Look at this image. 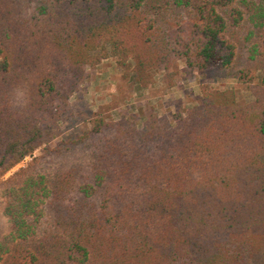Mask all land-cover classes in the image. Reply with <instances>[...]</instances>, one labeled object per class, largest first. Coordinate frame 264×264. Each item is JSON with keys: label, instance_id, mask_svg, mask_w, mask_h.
<instances>
[{"label": "trees", "instance_id": "16d2710c", "mask_svg": "<svg viewBox=\"0 0 264 264\" xmlns=\"http://www.w3.org/2000/svg\"><path fill=\"white\" fill-rule=\"evenodd\" d=\"M110 55L140 86L229 71L254 98L204 84L184 114H98L47 145ZM43 145L0 180V264H244L264 238V0H0V178Z\"/></svg>", "mask_w": 264, "mask_h": 264}, {"label": "rangeland", "instance_id": "374dc122", "mask_svg": "<svg viewBox=\"0 0 264 264\" xmlns=\"http://www.w3.org/2000/svg\"><path fill=\"white\" fill-rule=\"evenodd\" d=\"M186 14V13H185ZM186 16V15H184ZM249 55L244 48L238 56L232 72L238 71L249 62ZM184 63L178 62V69ZM89 74L78 91L70 98V109L58 122L56 136L47 145L80 132L90 125L91 119L101 114L108 120H118L123 116H133L138 127L145 121V114L153 110L161 118H171L173 114L182 112L198 101L202 85L212 88H230L236 91L239 103L253 100L248 84L239 82L227 72L224 76L207 79L204 75L195 74L194 78H185L183 73L173 76L171 85L167 86L165 71L156 67L152 71V81L147 86L134 83L129 76L122 75V69L112 55L103 59L97 66L87 67ZM132 76V72L129 73ZM43 145L25 156L19 163L7 171L0 180L6 179L20 167L27 166L34 157L41 154ZM9 232V226L0 207V240ZM244 264H264V238L257 249Z\"/></svg>", "mask_w": 264, "mask_h": 264}]
</instances>
